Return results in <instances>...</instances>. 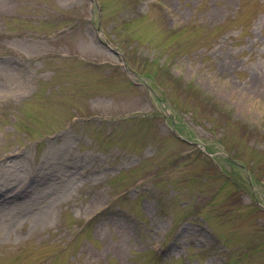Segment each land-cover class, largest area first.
Returning <instances> with one entry per match:
<instances>
[{
	"label": "rangeland",
	"instance_id": "rangeland-1",
	"mask_svg": "<svg viewBox=\"0 0 264 264\" xmlns=\"http://www.w3.org/2000/svg\"><path fill=\"white\" fill-rule=\"evenodd\" d=\"M0 264H264V0H0Z\"/></svg>",
	"mask_w": 264,
	"mask_h": 264
},
{
	"label": "trees",
	"instance_id": "trees-1",
	"mask_svg": "<svg viewBox=\"0 0 264 264\" xmlns=\"http://www.w3.org/2000/svg\"><path fill=\"white\" fill-rule=\"evenodd\" d=\"M250 137H253V136L251 135ZM258 139H259V137L256 135V137H254V140L258 142Z\"/></svg>",
	"mask_w": 264,
	"mask_h": 264
}]
</instances>
